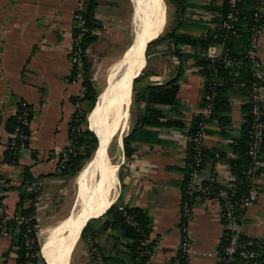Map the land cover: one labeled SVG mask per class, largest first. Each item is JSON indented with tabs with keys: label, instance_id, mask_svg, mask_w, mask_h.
Here are the masks:
<instances>
[{
	"label": "crops",
	"instance_id": "crops-1",
	"mask_svg": "<svg viewBox=\"0 0 264 264\" xmlns=\"http://www.w3.org/2000/svg\"><path fill=\"white\" fill-rule=\"evenodd\" d=\"M79 1L0 0V161L3 162L0 190L10 218L17 214L24 194V209H35L36 229L40 222L39 213L52 207L54 195L58 190L61 192L68 181L67 175L57 172V162L48 154L59 153L68 146L74 101L83 87L82 83L69 81L73 17ZM128 1L134 15L133 2ZM116 2L96 0L94 17L98 26H113L112 20L119 17ZM163 2L166 6L165 25L162 33L160 31L157 38L149 41L150 54L146 57L145 52L146 65L139 74L140 79L137 78L132 113L123 133L125 138L135 131V141L131 144L134 154L130 158L125 156L122 137L119 164L116 165L119 178L115 184L117 189L120 183V191L113 202L124 208L142 209L149 218L150 240L154 243L156 256L148 264H171L178 252L180 212L191 155L189 137L204 110L206 61L203 51L206 47L176 45L171 36L185 35L201 40L204 45L219 42L227 5V0ZM244 5L245 9L253 10L255 0H245ZM133 52L134 49L120 62L133 57ZM258 56L264 69V33L259 41ZM173 81L178 88L177 102L174 105H151L153 124L145 125L144 120L149 115V96L160 89H170L168 84ZM248 82L244 72L223 76L221 85L229 104L219 113V117L225 118L223 122L219 118L212 120L208 136L203 140L207 153L203 179L214 173L221 184L236 185L230 164L238 158L235 150L248 120L251 94ZM20 101L27 102L33 109L30 139L27 148L17 152L13 161H9L10 121ZM89 174L88 171V180ZM219 207L217 201L199 199L195 203L194 216L188 226L193 238L189 264H218L227 243ZM74 209L73 206L67 217L73 215ZM89 220L79 225L77 237ZM105 220L106 217L94 222V229L99 231ZM240 229L248 238H264V174L260 179L259 199L243 213ZM17 234L18 230L11 236H0V264H17ZM70 240L59 253L62 260L58 264L66 263L63 254ZM90 243L95 264H107L104 257L117 258L111 261L112 264H130L128 242L119 232L103 231Z\"/></svg>",
	"mask_w": 264,
	"mask_h": 264
},
{
	"label": "built area",
	"instance_id": "built-area-1",
	"mask_svg": "<svg viewBox=\"0 0 264 264\" xmlns=\"http://www.w3.org/2000/svg\"><path fill=\"white\" fill-rule=\"evenodd\" d=\"M92 1L80 0L73 17L74 36L69 50L72 66L69 81L73 84H83L84 82L85 58L88 52L85 48V41L91 33L88 26V10ZM244 1L227 0L225 14L221 22L220 40L203 51L206 61L205 71L207 72L205 82L208 83L209 91L204 97V110L199 118L198 126L194 134L189 137L193 150L188 164L189 171L184 185V199L180 212L181 240L178 252L172 258L171 264H189L193 238L188 226L194 216L195 203L199 199L217 201L220 205L219 212L225 223L227 243L218 259V264H247L264 253V238H248L240 229L243 213L259 199L260 179L264 174V69L258 56L259 41L264 33V0H255L246 55L254 78L249 98L251 122L248 147L250 165L246 171L248 188L237 197L235 187L221 184L216 174L213 173L208 179L202 177L205 163L203 140L208 136L207 131L215 112V97L220 82V72L222 69L237 71L244 63L243 59L233 57L229 48L230 43L239 35L238 25L244 18ZM86 96L87 89L83 85L74 101L75 113L72 118L68 146L59 153L50 152L48 154L51 160L57 162L58 173L67 170L72 158L78 154L76 152L80 148L78 139L84 131V126L81 123L85 116ZM13 118L15 122L7 147L9 161H13L14 155L28 146L30 125L33 119L32 107L25 101L18 102ZM2 175L3 162L0 161V178ZM119 211L123 212L128 225L138 226L133 218L127 215L124 207L119 206ZM31 219L20 214H15L10 218L4 205L3 194L0 191V236L12 235L13 228L10 221L17 224L18 232L19 227H22L21 238L27 259L34 257L35 239L32 235L36 231V227L32 224ZM150 244V238L145 236L140 241L138 248L143 255L149 258V261L156 256V250L150 248ZM136 261L141 262V258H137Z\"/></svg>",
	"mask_w": 264,
	"mask_h": 264
},
{
	"label": "trees",
	"instance_id": "trees-1",
	"mask_svg": "<svg viewBox=\"0 0 264 264\" xmlns=\"http://www.w3.org/2000/svg\"><path fill=\"white\" fill-rule=\"evenodd\" d=\"M245 6V5H244ZM95 7H96V0H93L91 2L90 8L88 10V19H89V28L91 33L87 37L85 41V48L88 49V47L93 42L94 38L92 37V31L98 27L96 21H95ZM252 12L253 10L245 9L243 10V19L241 20L240 24L238 25V37L233 40L229 48L231 50V54L233 57H237L240 59H243L244 63L243 66L238 69L237 71L232 70H225L222 69L220 72V82L219 86L216 90V97H215V112L213 116V120H217L219 118L220 122H223L225 118L219 117V113H222L225 111L228 107L229 101L228 97L225 95V88L221 85V82L223 80V76L230 75L231 73H238V72H244V74L247 76L249 82L247 84V87H249L250 90H252V85L254 83V78L252 76L251 70H250V64L246 58L247 50L249 46V40H250V32L249 27L252 22ZM171 38L174 39L175 44H190V45H202V47H208L211 44H216L218 42H210V44L204 45L201 40H196L191 37L185 36V35H172ZM206 67V62L204 64V71ZM207 76V72H204V77ZM138 79L134 81L136 84ZM175 82H171L168 85H171V88L168 89H160L159 92L150 95L148 98V105H147V112L149 115L146 116L144 120L145 125H152L151 122V116L153 113V108H151V105L153 104H164V105H174L177 102V92L178 88L174 85ZM83 85L87 89V96L85 99V116L82 120V125L87 124L86 115L87 112L91 111L98 99V93L93 84L90 81L89 77V65L87 62V57L85 58V77ZM209 87L208 83L205 82L204 84V97L205 94L208 93ZM155 114L158 115V112H155ZM264 120V119H263ZM15 119L12 118L10 121V126L13 129ZM250 122H251V115H250V108H249V115L248 120L244 129V134L242 139L240 140L238 146L236 147L235 153L237 154V160L231 162V171L236 179V185H235V194L238 197L241 193L245 192L248 188V181L246 177V171L250 165V157L248 155V147H249V133H250ZM199 120H197V123L195 127L192 129L190 136H192L198 126ZM155 124V123H154ZM166 125V124H164ZM135 132V131H134ZM134 132L130 134L129 136L125 137L124 142V153L125 156L130 158L133 156L134 152L131 147V144L135 141ZM208 133V131H207ZM78 145L80 148H83L86 156L84 155H78L70 161L67 170L63 172V175H76L78 174L82 166H80V161L83 158V156L87 159H90L94 153V151L97 149L99 145L98 137L89 130H84L81 134V136L78 139ZM133 145V144H132ZM193 150L192 144H189V154H191ZM264 150V146H263ZM205 154V162L207 159V153L204 150ZM205 165V163H204ZM27 181H31V178H27ZM30 185V184H29ZM1 191V190H0ZM24 194L21 195V200L18 204V211L17 214L27 216L29 218H32V224L36 227L37 221L34 218L35 215V209L32 207L30 209H24ZM127 212V215L138 224L137 227H132L126 223V218L124 217L123 212L119 211V206L116 204H113L107 212L100 218L101 220L106 217V220L102 223L99 231H96L94 229V222L100 221V220H92L87 223L85 227H83L79 234L81 235V238L83 240H89V241H95L97 237H99L101 232H106L108 230L117 231L121 234L122 238L127 240L128 242V249H129V256H130V264H148L149 258L141 253V251L138 250L140 246V241L146 236L150 238V230H149V218L147 217L146 213L139 208H124ZM11 227L13 228V231H16L18 226L14 221H10ZM19 234H17V246H18V260L17 264H40L41 262V245L38 241V235H37V229L33 233L32 237L35 239V245L33 254L34 257L32 259H27L24 246L22 243V236L21 231L23 230L22 227H19ZM150 248H155L154 243L151 242ZM141 258V262H137L136 259ZM104 261L107 262V264H112L111 261L116 260L117 258H111V257H104ZM247 264H264V253H261L256 260L253 262L247 263Z\"/></svg>",
	"mask_w": 264,
	"mask_h": 264
},
{
	"label": "rangeland",
	"instance_id": "rangeland-1",
	"mask_svg": "<svg viewBox=\"0 0 264 264\" xmlns=\"http://www.w3.org/2000/svg\"><path fill=\"white\" fill-rule=\"evenodd\" d=\"M166 2V1H165ZM167 3V2H166ZM116 10H118L119 17L118 19L112 20V27H101L100 25L93 30L92 37L94 38L93 42L87 49V62L89 65V77L90 81L97 90L98 99L95 107L87 112L86 115L87 124L83 125L84 130L91 131V124H92V114L95 110L100 96L104 93L108 97L105 100L103 113L97 119L98 124L101 126L103 123H107L105 121L108 119L109 124H114L112 131L109 133V149L108 154L111 159V163L113 164V170L116 174V179L119 178V171L116 165L119 164V154L122 148V137L124 138V130L126 126V122L128 119L129 114L132 113V106L134 99L136 97V84L133 82L132 84V93L130 96V105H128V110L125 112L123 119H118L119 112L113 115L112 118H106L107 112L110 108V101L113 98L114 93L111 92L110 85L114 81V77L116 76L119 69L124 65L126 62L129 61V58L120 62L121 60L125 59L128 55H130L134 48L135 43V26H134V15L133 9L128 0H117L116 2ZM172 14V10L170 9V15ZM166 21V20H165ZM120 25V26H118ZM164 23L161 25L160 31L162 33L164 28ZM163 26V27H162ZM160 33V34H161ZM149 44L146 47V57L149 53ZM120 62V63H119ZM118 63V64H117ZM137 78L140 79V76ZM136 78V79H137ZM135 79V80H136ZM138 79V81H139ZM134 80V81H135ZM137 81V82H138ZM112 89V88H111ZM115 91V89H114ZM108 94V95H107ZM113 94V95H112ZM129 104V103H128ZM132 104V105H131ZM106 105V106H105ZM127 108V106H125ZM86 114V113H85ZM125 119V120H124ZM105 121V122H104ZM93 132V131H91ZM95 135L96 133L93 132ZM112 138V141H111ZM99 146V145H98ZM98 149V147H97ZM97 149L94 151L92 157L90 159L85 158L86 153L83 148H79L76 152L78 155H84L81 161L80 166H82L81 171L76 175H67L68 181L65 183V187L61 192L59 190L54 195V199L52 200L51 208L45 210L44 212L39 213L40 222L38 224L37 233H38V241L42 247V244L46 240L47 237V230L64 220H67V217L70 212H72L73 206L79 201V196L82 189L88 183V165L92 163V159L95 156ZM74 156V157H76ZM73 157V158H74ZM92 161V162H91ZM111 164V165H112ZM83 171V172H82ZM118 176V177H117ZM81 178V179H80ZM78 179H80V188L78 190L77 195V183ZM120 191V183L117 186L116 194ZM42 204V203H41ZM115 204V203H113ZM43 205V204H42ZM67 217V218H66ZM64 219V220H63ZM95 220L91 219L90 221ZM101 220V219H96ZM83 225V224H82ZM78 232V231H77ZM77 238V240H76ZM76 243V244H75ZM92 244L90 241L83 240L81 235L77 237V233L74 238H72L65 248L63 257L66 256V263L65 264H95V261L92 260ZM61 247H59V250ZM52 258H54V263L60 261V255L54 251ZM58 255V256H57ZM70 257V258H69ZM40 264H49L47 259L42 256L41 252V262Z\"/></svg>",
	"mask_w": 264,
	"mask_h": 264
},
{
	"label": "bare ground",
	"instance_id": "bare-ground-1",
	"mask_svg": "<svg viewBox=\"0 0 264 264\" xmlns=\"http://www.w3.org/2000/svg\"><path fill=\"white\" fill-rule=\"evenodd\" d=\"M132 2L135 26L133 57L122 65L114 77L112 85H110L109 90L114 95L112 94L113 98L110 101L106 118H112L113 115L119 112L118 119H123L125 112L128 110L132 81L139 76L146 65L144 55L147 43L153 38H157L160 25L166 18V6L163 0H132ZM106 98L108 99L104 93L100 96L92 114L91 130L99 137V146L92 159L93 162L88 166L90 172L88 183L80 193L79 201L74 206L73 215L46 232L47 237L42 244L41 252L49 264H58L57 262L54 263V258H52L54 251L58 254L62 252L65 247L64 244L74 237L81 223L89 219L99 218L114 202L117 180L108 154L109 145L111 144L108 137L114 124H109L108 119H106L107 123L100 126L97 120L99 114L101 115L104 111ZM61 242L63 245L60 244ZM59 247H61L60 250Z\"/></svg>",
	"mask_w": 264,
	"mask_h": 264
},
{
	"label": "water",
	"instance_id": "water-1",
	"mask_svg": "<svg viewBox=\"0 0 264 264\" xmlns=\"http://www.w3.org/2000/svg\"><path fill=\"white\" fill-rule=\"evenodd\" d=\"M149 43H150V42H148L147 45H148ZM146 47H147V46H146ZM133 49H134V48H133ZM137 77H138V76H137ZM137 77H135V78L133 79L132 84H133L134 80H135ZM91 131H92V130H91ZM96 136H97V135H96ZM97 137H98V136H97ZM98 140H99V138H98ZM89 221H90V220H89ZM89 221H88V222H89ZM88 222H87V223H88ZM87 223L85 224V226L87 225ZM85 226H84V227H85Z\"/></svg>",
	"mask_w": 264,
	"mask_h": 264
}]
</instances>
